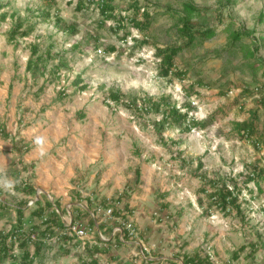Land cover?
Wrapping results in <instances>:
<instances>
[{"label": "rangeland", "instance_id": "374dc122", "mask_svg": "<svg viewBox=\"0 0 264 264\" xmlns=\"http://www.w3.org/2000/svg\"><path fill=\"white\" fill-rule=\"evenodd\" d=\"M136 1L153 15L147 44L141 47L138 42L144 37L131 27L125 42L117 38L121 32L116 36L111 31L112 21L98 27L102 16L97 3L86 2L81 10H76L77 0H5L7 6L0 11L8 13L0 23V128L11 137L0 135V201L4 205L3 212L0 210L4 214L0 231L7 232L15 225L14 209L24 201L27 200V221L37 207L36 198H47L51 203L59 199L66 211L57 213L67 230L55 228L52 236L41 238V256L32 264H90L91 259L97 264H139V258L134 256L137 243L129 238H123L128 244L117 243L110 239V229L104 233L107 241L96 244L99 250L106 249L102 255L90 254L89 246L94 244L83 248L81 242L70 237L69 227L78 224L88 228L89 218L116 226L110 223L111 217L94 211L77 218L70 216L69 195L75 181L83 192L103 197L106 204L117 203L136 226L141 242L153 247L150 254L154 257L179 255L182 263L183 254L198 253L204 258L209 248L217 264H264V180L260 182L261 192L252 182L241 191L239 203L244 221L234 211L228 217L214 209L205 214L197 203L199 198L206 203L200 192L203 181L197 177L200 172L216 181L220 178L229 184L234 180L242 186L243 178L253 168L264 167V106L260 103L264 99V19L259 20V15H264V0H231L229 5L226 0ZM130 2L114 0L115 13L123 15L122 10ZM185 2L207 10L206 18L216 34L201 46L183 50L175 57L177 69L187 70L186 78L164 79L158 75L155 48L180 42L176 22ZM220 10L222 16L218 20ZM45 11L50 15L48 21L40 15ZM54 17L73 25L77 33L60 32ZM18 18L30 21L34 30L27 37H18L17 43H10L7 35ZM228 26L230 31L242 27L253 34L242 36L230 51L223 52L230 38L225 30ZM34 43L41 53L53 46L50 51L55 58L46 64V79L50 77L51 65L64 57L68 66L62 68L59 80L47 83L38 74L25 72L29 45ZM254 45L258 46L257 52L245 59V50H253ZM111 46L115 52L107 51ZM255 59L260 64H254L251 70L247 65ZM77 77L81 78V85H86L85 90L71 85ZM198 80L203 86L197 84ZM244 87L253 92L241 97ZM110 89L136 98L138 103L164 97L182 112L189 102L194 107L189 118L206 126L192 128L189 133L173 126L160 132L162 114L137 112L125 104H108ZM256 109L259 137L241 139L235 125L247 121ZM80 112L85 113L82 120L77 118ZM38 138L43 143L37 145ZM14 142L29 146L30 151L23 154L21 161L35 165L33 171H22ZM198 163L202 164L200 172L196 170ZM136 168L141 174L139 184H133ZM63 180L71 186L65 187ZM17 181L32 184L35 197L30 199L17 190ZM57 187H63L64 192H57ZM80 200L90 210L94 208L88 198L82 196ZM162 204L169 207L162 208ZM34 221L40 223L38 219ZM40 225L43 229L44 225ZM28 228L25 222L24 229ZM61 234L70 238L63 241ZM248 243H257L256 252ZM243 245L246 248L239 251ZM235 252L239 256L233 260ZM18 253L15 248L14 255ZM244 255L252 256L244 260ZM161 264L168 263L161 260Z\"/></svg>", "mask_w": 264, "mask_h": 264}, {"label": "trees", "instance_id": "16d2710c", "mask_svg": "<svg viewBox=\"0 0 264 264\" xmlns=\"http://www.w3.org/2000/svg\"><path fill=\"white\" fill-rule=\"evenodd\" d=\"M51 2L52 0H47ZM114 0H77L76 10H81L84 4L87 2L89 4H96L99 13L102 16V20L99 21L98 27H104L107 21H112L113 26L110 28L113 34L118 36V33L121 32L122 35L118 36V40L120 42H125L126 38L131 35V31L128 27L136 30L137 33L144 37V40L138 42V46H143L147 44V32L150 29L151 23L153 21V15L150 14L148 8H146L143 4L140 5L136 0H132L129 5L124 8L121 12L116 14V7L113 4ZM227 5L231 3V0L225 1ZM7 6V2L5 0H0V11ZM169 12V11H167ZM207 10L204 8H198L194 6L191 2H185L182 4V10L178 13V18L176 22V26L178 30H176L177 37H179L180 42L176 45H172L168 48H155V56L158 58V75L162 78L174 77L178 80H183L186 78L187 70H179L177 69V65L175 64V57L183 50H190L197 46H201L203 42L211 39L216 34V29L210 25V21L206 18ZM12 18H14L13 14H10ZM43 21H48L50 19V15L47 11L45 13H40ZM8 16L7 12H0V23L4 22ZM222 16V11L217 12V18L220 20ZM229 16V15H226ZM259 20L264 19V15L260 14ZM197 19L198 21H195ZM229 19H231L229 17ZM54 24L60 32L63 34L74 35L77 33V29L73 27V25L62 22L58 17H54ZM229 25H232L231 23ZM25 26V29L22 27ZM34 30V26L28 20L22 21L20 18L15 21L14 25L9 30L7 35V41L10 43H17L18 37L24 38L27 37ZM229 32V42L227 48L223 52L230 51L236 42L241 40L244 35H252L253 32L246 30L242 27H239V30L230 31V27L228 26L225 29ZM255 42V41H254ZM52 45L48 47L44 51V53L40 52V48L38 44L34 43L29 45L30 56L26 62L25 72L31 73L33 76L38 74L42 78H45V70L46 64L53 61L55 56L51 54ZM258 50V46L254 45V49L250 51L245 50L244 58L253 57L254 53ZM108 52H115V47L111 46L107 49ZM222 52V53H223ZM218 57L221 56L217 55ZM62 58V59H61ZM61 60V61H60ZM254 62L248 63V67L252 70L254 69V64H260L257 59L253 60ZM264 65V64H263ZM51 70L49 71V79H44L47 83L53 82V80L60 79V72L62 68H67V63L64 60L63 56H60L56 65H51ZM201 80L197 81V84L203 86ZM72 86L74 88H78L77 90L83 91L87 87L86 85H81V78L77 77L74 81H72ZM253 91L244 87L241 91V97L245 95H250ZM221 95H225V93L221 92ZM122 99L127 100L126 103ZM151 99H143L142 103H138L139 100L133 97H128L127 95L123 96L119 91L110 89L107 94V102L108 104H125L127 107L135 109L137 112H145V113H155L162 114V118L159 121V131L167 129V127H176L182 133H189L192 128L199 127L201 129L205 128L204 122H198L194 119L189 118V113L194 107L191 103H186L184 112L180 110V108H176L174 103H170L167 98L161 97L156 102H151ZM262 106H264V99L260 100ZM78 120H82L85 118V113L80 112L77 116ZM259 118L258 109H256L250 116L247 121H243L241 123H236V130L241 139H251L258 138L259 131L257 130V120ZM0 135L4 138L11 137L10 134L6 133L5 129L0 128ZM14 149L19 155L18 162L22 166L23 172H28L29 170H34L35 165L29 164L25 165L21 158L24 153H28L30 151L29 146L23 145L20 142H14ZM21 147V148H20ZM202 168V164L198 163L196 170L200 172ZM140 169L136 168L134 171V180L133 184L140 183ZM197 177L203 181V186L200 189V192L206 198V203H203L202 199H197V203L199 207L203 210V213L207 214L217 210L223 216L228 217L231 215V212L234 211L237 216L240 217L242 221H244V213L241 210L239 203V196L243 189L247 188L249 183H253L255 188L261 192L260 182L264 180V167L262 169L253 168V170L243 178L242 186H240L237 181L230 180L231 182L228 184L224 179H211L208 178L205 173L200 172L197 174ZM17 180V179H16ZM17 190L22 191L26 196H29L30 199L35 197L36 190L27 181H17L15 184ZM130 190V187L128 188ZM249 192L250 191L249 189ZM121 197H119L118 201H120ZM100 201V200H99ZM103 202V200H101ZM27 200L23 202L22 205H19L14 209L16 213L15 225L12 226L7 232L5 230L0 231V264H5L6 261L9 264H32L34 260L41 256V251L43 250V241L41 238L49 237L54 234V229L57 228L61 231L67 230L65 227L64 221H62L61 216L57 211L61 210L60 204L58 200H55L54 203H51L47 198L43 201L35 200L34 205L37 207L30 212V216L27 221H25V208H26ZM3 203L0 201V210L3 212ZM162 208L167 209L169 205L162 204ZM63 212V210H61ZM65 212V211H64ZM87 214L85 211L80 215ZM3 213H0V218L3 216ZM79 217V215H75ZM34 219H38L40 223H36ZM91 221V222H90ZM25 222H28L29 228L24 229ZM43 224V229H41V225ZM92 228V219L89 218V227ZM60 237L63 241L68 240L67 235L61 234ZM124 239L127 238V234L123 235ZM257 237L259 235L257 234ZM259 240V238H258ZM33 247V252L30 253V247ZM248 246L251 248L252 252H256L257 243H248ZM15 248L19 251L18 255H14ZM246 248L245 245L239 248V251H242ZM64 252H68L66 249H63ZM94 252H97L95 249ZM238 252H235L232 255V258L237 259ZM252 256V255H250ZM83 264H86L83 262ZM90 264H97L96 261L90 260ZM178 264V263H177ZM181 264H209V262L203 259L198 253L182 256Z\"/></svg>", "mask_w": 264, "mask_h": 264}, {"label": "built area", "instance_id": "2783aa9c", "mask_svg": "<svg viewBox=\"0 0 264 264\" xmlns=\"http://www.w3.org/2000/svg\"><path fill=\"white\" fill-rule=\"evenodd\" d=\"M115 210L117 212H115ZM93 211L96 214L102 213L104 216L112 218L113 221L110 223L116 226L109 228L111 230L110 239L112 236L114 237L121 235L123 237L124 234H127V238L137 243L138 252L134 256L139 258V264H155L156 260H151V257L153 255L150 254L153 250V247L141 242L136 226H134V223L127 219L125 212L122 208L118 207L117 203H98L94 206ZM91 215L93 216V213ZM106 231L107 230L104 231L99 228H86L78 224H73L69 227V234L71 235L70 237L74 238L75 241L81 242L84 245L83 248H85V246L89 244L96 245L98 243V240L100 243L107 241L106 237L104 236V233ZM203 259L207 260L211 264H217L216 257L209 250V248L206 249V255Z\"/></svg>", "mask_w": 264, "mask_h": 264}, {"label": "crops", "instance_id": "0c3cea01", "mask_svg": "<svg viewBox=\"0 0 264 264\" xmlns=\"http://www.w3.org/2000/svg\"><path fill=\"white\" fill-rule=\"evenodd\" d=\"M59 168V167H58ZM69 173V172H68ZM72 174H74V173H72L71 171H70V176H72ZM78 174V173H77ZM71 182V181H70ZM61 182H59V184H60ZM72 184H75L76 186H74V187H72V189H70V216H72V215H80L82 212H87V211H90V212H93V209L94 208H91V210H90V208L88 207V204L86 203V202H82L80 199L82 198V196L83 197H85L86 199L88 198V203H89V205H96V204H94L93 202L94 201H96L97 202V204L99 203V204H104V202L103 201H101V200H103V197L102 198H96L95 197V194H93V192H91V193H85V192H83L80 188H79V186H78V182H75V181H73V183ZM63 185L65 186V187H68L69 185L71 186V184H69L66 180H63ZM56 190H57V192L59 191V192H64V189H63V187H60V188H56ZM74 190V191H73ZM57 192H56V194H57ZM41 195V194H40ZM45 197V196H44ZM46 198V197H45ZM36 200H37V198H36ZM58 201H59V199H57ZM90 200H93V201H90ZM100 200V201H99ZM59 204H60V201H59ZM60 208L63 210V211H66V210H64L65 208H62V206H61V204H60ZM73 217V216H72ZM89 222V221H88ZM91 222V221H90ZM92 227L94 228V229H97V228H99V229H101V230H107V229H109V228H111L109 225H105L104 223H102V222H100V221H96V220H93L92 219ZM111 235V234H110ZM111 239L112 240H114V241H116L117 243H125V244H128L129 242H126L125 240H123V237L121 236V235H118V236H112L111 237ZM141 239V238H140ZM124 241V242H123ZM98 243H100L99 242V240L97 241ZM134 242V241H133ZM132 243V242H131ZM116 244V243H115ZM109 246V245H108ZM89 248H91L90 249V254H93V253H97V254H99V255H102V253H105V251H106V249H100L99 250V248H98V245H91V246H89ZM95 249H97V252H94L95 251ZM219 256H221V257H225V255H219ZM250 257V255H244V260H245V258L246 257ZM232 258V257H231ZM157 259H160V260H158L159 262H155L156 264H159V263H161V260H163L164 262L166 261L168 264H179V263H181V260H179L180 258H179V255H177V256H175L174 257V255H171V256H152L151 257V260H153V261H155V260H157ZM233 260H234V258H232Z\"/></svg>", "mask_w": 264, "mask_h": 264}, {"label": "clouds", "instance_id": "9594fccd", "mask_svg": "<svg viewBox=\"0 0 264 264\" xmlns=\"http://www.w3.org/2000/svg\"><path fill=\"white\" fill-rule=\"evenodd\" d=\"M36 143H37V145L43 143V139H42V138H38V139L36 140Z\"/></svg>", "mask_w": 264, "mask_h": 264}]
</instances>
